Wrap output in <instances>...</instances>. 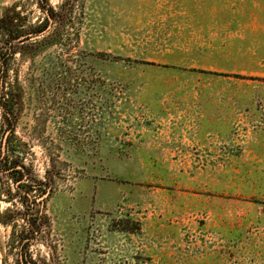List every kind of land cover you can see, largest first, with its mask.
<instances>
[{
  "label": "rangeland",
  "instance_id": "obj_1",
  "mask_svg": "<svg viewBox=\"0 0 264 264\" xmlns=\"http://www.w3.org/2000/svg\"><path fill=\"white\" fill-rule=\"evenodd\" d=\"M4 17L0 264H264V0H0Z\"/></svg>",
  "mask_w": 264,
  "mask_h": 264
},
{
  "label": "trees",
  "instance_id": "obj_2",
  "mask_svg": "<svg viewBox=\"0 0 264 264\" xmlns=\"http://www.w3.org/2000/svg\"><path fill=\"white\" fill-rule=\"evenodd\" d=\"M46 17L47 18H46L45 24L36 32L32 34H28L30 36H25L26 38H24V40H28L32 37H36L47 29L49 25V20L54 18L53 12L49 10L48 15ZM10 23H11V20L7 17H4L3 19L0 20V31H3L7 35L5 43H4L6 44V46L3 49V51L0 52V73H1L0 74V107L3 111L2 113H3L4 119H7L8 125L11 128H13V121H14L13 120L14 119L13 110L11 109V105L9 101L7 100L8 99L7 96L10 95L9 93H7V91L9 90L10 85H11L9 83V71H10L9 63H10V58H13L14 53H15L12 47L13 45L12 43L18 40L19 37L21 36L12 34L11 30H9L11 26ZM24 40H21L19 42H22ZM8 145H9V141L7 140L5 144L6 151H7ZM31 226H32L31 229H33L34 231L35 229H37L35 224H31ZM20 248L24 249V243L20 245ZM17 264H32V263L27 260H23V261L21 260Z\"/></svg>",
  "mask_w": 264,
  "mask_h": 264
}]
</instances>
